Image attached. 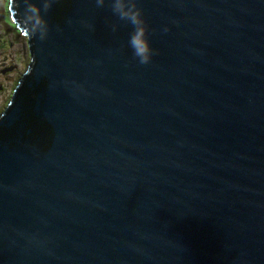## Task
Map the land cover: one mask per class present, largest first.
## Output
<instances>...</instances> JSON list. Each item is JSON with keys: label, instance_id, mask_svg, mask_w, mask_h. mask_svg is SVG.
Segmentation results:
<instances>
[{"label": "water", "instance_id": "95a60500", "mask_svg": "<svg viewBox=\"0 0 264 264\" xmlns=\"http://www.w3.org/2000/svg\"><path fill=\"white\" fill-rule=\"evenodd\" d=\"M137 5L147 65L108 0H53L43 41L10 5L0 264H264V0Z\"/></svg>", "mask_w": 264, "mask_h": 264}, {"label": "clouds", "instance_id": "9594fccd", "mask_svg": "<svg viewBox=\"0 0 264 264\" xmlns=\"http://www.w3.org/2000/svg\"><path fill=\"white\" fill-rule=\"evenodd\" d=\"M9 4L13 0H8ZM112 14L119 21L126 22L132 26L129 35L128 46L132 49L133 57L141 65L151 62L153 51L147 38V29L142 18V10L137 5V0H108ZM53 0H39V4L34 0H21V15L23 17L24 34L36 36L41 41L48 35V24L44 16L49 11ZM96 6L102 8L106 0H95ZM118 25L113 24L112 29L116 31ZM167 32V29H164Z\"/></svg>", "mask_w": 264, "mask_h": 264}, {"label": "rangeland", "instance_id": "374dc122", "mask_svg": "<svg viewBox=\"0 0 264 264\" xmlns=\"http://www.w3.org/2000/svg\"><path fill=\"white\" fill-rule=\"evenodd\" d=\"M9 9L8 0H0V116L32 61L28 39L17 30Z\"/></svg>", "mask_w": 264, "mask_h": 264}, {"label": "bare ground", "instance_id": "6f19581e", "mask_svg": "<svg viewBox=\"0 0 264 264\" xmlns=\"http://www.w3.org/2000/svg\"><path fill=\"white\" fill-rule=\"evenodd\" d=\"M9 12H10V15H11V11H10V9H9ZM11 20H12V19H11ZM12 22L14 23L13 20H12ZM14 24L16 25V23H14ZM26 73H27V72H26ZM23 79H24V76H23V78L20 80V82H21ZM20 82H19V83H20ZM19 83H18V84H19Z\"/></svg>", "mask_w": 264, "mask_h": 264}, {"label": "flooded vegetation", "instance_id": "af4514ba", "mask_svg": "<svg viewBox=\"0 0 264 264\" xmlns=\"http://www.w3.org/2000/svg\"><path fill=\"white\" fill-rule=\"evenodd\" d=\"M8 106H9V105H8ZM7 108H8V107H7ZM7 108H6V109H7ZM6 109H5V110H6ZM0 117H2V115H1Z\"/></svg>", "mask_w": 264, "mask_h": 264}, {"label": "trees", "instance_id": "16d2710c", "mask_svg": "<svg viewBox=\"0 0 264 264\" xmlns=\"http://www.w3.org/2000/svg\"><path fill=\"white\" fill-rule=\"evenodd\" d=\"M18 86V85H17Z\"/></svg>", "mask_w": 264, "mask_h": 264}]
</instances>
